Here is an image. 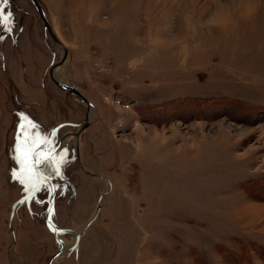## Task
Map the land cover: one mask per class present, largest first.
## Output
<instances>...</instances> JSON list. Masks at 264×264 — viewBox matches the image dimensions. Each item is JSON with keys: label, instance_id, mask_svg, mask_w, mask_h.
Wrapping results in <instances>:
<instances>
[{"label": "rangeland", "instance_id": "rangeland-1", "mask_svg": "<svg viewBox=\"0 0 264 264\" xmlns=\"http://www.w3.org/2000/svg\"><path fill=\"white\" fill-rule=\"evenodd\" d=\"M38 1L67 56L28 0L4 5L0 264H47L59 238L52 264H264V0ZM85 118L58 148L63 179L39 165L56 238L47 189L20 203L16 137L31 122L59 141Z\"/></svg>", "mask_w": 264, "mask_h": 264}, {"label": "snow or ice", "instance_id": "snow-or-ice-1", "mask_svg": "<svg viewBox=\"0 0 264 264\" xmlns=\"http://www.w3.org/2000/svg\"><path fill=\"white\" fill-rule=\"evenodd\" d=\"M9 0H0V25L11 32L12 31V13L5 10L4 5H7ZM3 39V37H0ZM37 126L34 123L28 122L26 125L22 122L19 125L18 134L16 137V157L21 165V171H13L14 177L20 180L24 185L26 192L25 200L20 203H25L28 200L34 199L35 193L41 190V186L47 189L49 193H55L59 185L49 186V181L52 177L40 176L37 172V165L47 164L52 171V176L63 179L62 168L67 162V153L69 150L64 148L58 150L59 141L55 139L56 130L46 135H41L33 131ZM41 147L46 148V151H37ZM42 203V201H41ZM49 216L52 215V209H49ZM53 231H58L54 225L50 224Z\"/></svg>", "mask_w": 264, "mask_h": 264}, {"label": "water", "instance_id": "water-1", "mask_svg": "<svg viewBox=\"0 0 264 264\" xmlns=\"http://www.w3.org/2000/svg\"><path fill=\"white\" fill-rule=\"evenodd\" d=\"M28 1L31 3L32 7L34 8L35 12L37 13V15H38V17H39V19H40V21H41V24H42L43 29L47 32V34L49 35V37L51 38V40H52L54 43H56V44L60 47V49H61V51H62V55H61V58H60V60H59V62H58L57 64H62V63L65 61L66 56H67V50H66V48L60 43V41H59L58 38L56 37V35H55V33H54L52 27L50 26V24H49V22H48V20H47V17H46V15H45V13H44V11H43V9H42L40 3L38 2V0H28ZM52 72H53V66H51V68L49 69L48 74H49V76H50L52 82L55 84V86H56L58 89H60L62 92L72 95L76 100H78L80 103H82V104L85 106L86 112L88 113L89 110L92 108L91 104H90V103H89V102H88V101L82 96V94H81V93H80V92H79V91H78V90L72 85V83L64 84V83H60V82H58V81L54 78ZM88 124H89L88 119L85 118V122H84V124L81 126L80 129H78L76 132L66 134L65 136H63V137L59 140V146H58V148H60V146H61L62 144H64L65 140H66L68 137H72V138H74V139L76 140V139L78 138V136L80 135V133H81L84 129H86V128L88 127ZM75 150H76V154H77V152H78V143H77L76 141H75ZM43 151H46V150H43ZM36 168H37V172H38V174H39L40 176H45V175H43V174L40 172V170H39V165H37ZM49 183L52 185V184H53V181L50 180ZM53 197H54V193H51V195H50V200H49V202H48V204H47V208H46V212H45V223H46V225H48V226L51 224V222H50V220H49V211H48V210L50 209V204H51V202H52V200H53ZM93 217H94V216H93ZM93 217H92L91 219H93ZM90 221H91V220H89V221L87 222V224L90 223ZM49 228H50V227H49ZM50 231L56 236V231H53L52 228H50ZM56 238H57V236H56ZM78 238H79V235H76L75 243H77ZM58 241H59V248H58V249H57V250H56V251H55V252L49 257V259H48V261H47V264H52V263H53V260H54L55 258H57L59 255H61L62 252H63V250H64V249L62 248V246H63V241H62V239L59 238Z\"/></svg>", "mask_w": 264, "mask_h": 264}, {"label": "crops", "instance_id": "crops-1", "mask_svg": "<svg viewBox=\"0 0 264 264\" xmlns=\"http://www.w3.org/2000/svg\"><path fill=\"white\" fill-rule=\"evenodd\" d=\"M43 1V0H42ZM44 1H46V3H48V2H50L51 0H44ZM54 2H56V4H55V6H58L59 7V2H58V0H53ZM65 2V1H64ZM45 2H44V6H46L47 8H50L49 6H48V4H46ZM51 9V8H50ZM48 11V12H47ZM47 11L44 9V12H45V14H46V17H47V19H48V21L50 22L52 19H53V16H51L50 14H49V11L51 12V10H48L47 9ZM65 12H69V14H71V13H73L74 12V1L72 2V5L69 7V8H67V9H65ZM48 14H49V16H50V18H48L49 16H48ZM51 14H53L52 12H51ZM50 19V20H49ZM50 24H51V26L52 27H54L55 25H52V23L50 22ZM256 204V203H255ZM264 233V232H263ZM261 235V234H260ZM264 235V234H263ZM238 241H239V239L238 238H236ZM263 246H264V244H262Z\"/></svg>", "mask_w": 264, "mask_h": 264}, {"label": "bare ground", "instance_id": "bare-ground-1", "mask_svg": "<svg viewBox=\"0 0 264 264\" xmlns=\"http://www.w3.org/2000/svg\"><path fill=\"white\" fill-rule=\"evenodd\" d=\"M57 68V67H56ZM56 72V70L54 71L53 70V76H54V78L57 80V79H59V77H58V74L57 73H55ZM58 82H60V83H63V82H61L60 80H57ZM92 109V108H91ZM91 109L89 110L90 111V113H91V116H93L94 115V111H91ZM91 116H89V118H91ZM89 121V120H88ZM105 198V196H102L101 197V199H100V202L99 203H102V201H103V199ZM99 205V204H98ZM95 215H96V213H95ZM69 248V247H68ZM68 248L65 250V252H68Z\"/></svg>", "mask_w": 264, "mask_h": 264}, {"label": "trees", "instance_id": "trees-1", "mask_svg": "<svg viewBox=\"0 0 264 264\" xmlns=\"http://www.w3.org/2000/svg\"><path fill=\"white\" fill-rule=\"evenodd\" d=\"M257 247H262V245H256ZM264 247V246H263Z\"/></svg>", "mask_w": 264, "mask_h": 264}]
</instances>
